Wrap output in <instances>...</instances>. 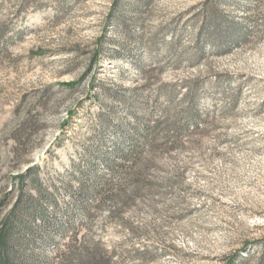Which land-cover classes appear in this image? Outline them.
I'll list each match as a JSON object with an SVG mask.
<instances>
[{
	"label": "rangeland",
	"instance_id": "1",
	"mask_svg": "<svg viewBox=\"0 0 264 264\" xmlns=\"http://www.w3.org/2000/svg\"><path fill=\"white\" fill-rule=\"evenodd\" d=\"M193 80L206 132L158 159L153 192L76 197L77 169L105 171L101 115L115 127L145 81L151 106ZM35 188L54 198L30 241L41 264H264V0H0V228Z\"/></svg>",
	"mask_w": 264,
	"mask_h": 264
},
{
	"label": "trees",
	"instance_id": "2",
	"mask_svg": "<svg viewBox=\"0 0 264 264\" xmlns=\"http://www.w3.org/2000/svg\"><path fill=\"white\" fill-rule=\"evenodd\" d=\"M222 25L221 17L214 19L211 15L206 19L204 26L218 34L212 44L217 43L221 35L219 33L224 32ZM227 36L232 40L231 34ZM146 83L131 92L135 101L139 102V109L130 114V121L126 118L114 127L112 115L107 113L100 117L101 128L94 138L101 136L107 129H112L115 134L108 149L96 151L105 166L104 173L97 176L92 170L88 175L87 171L77 169L74 177L75 195L92 199L94 207H100L105 201L123 202L153 192V183L148 178L158 159L164 154L184 149L185 144L195 143L206 132V124L201 120L202 112L198 109V81L183 82L184 92L177 102L175 89L178 85L164 84L158 87L154 91L151 106H148L149 99L146 97L139 100L141 93L138 90L144 89ZM66 86L71 88L74 84ZM71 116L72 113L68 117ZM31 171L28 168L26 173ZM23 177L25 175L20 179ZM35 192V196L28 195L25 200H16L1 224L3 264H41L35 261L36 255L29 249L30 241L38 230L36 223L44 219L45 207L54 202V198L46 189L35 188ZM94 258L87 259V264H92Z\"/></svg>",
	"mask_w": 264,
	"mask_h": 264
}]
</instances>
